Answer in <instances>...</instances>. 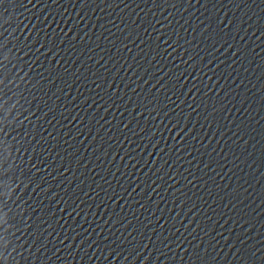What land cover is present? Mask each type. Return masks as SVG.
Returning <instances> with one entry per match:
<instances>
[{
	"label": "water",
	"instance_id": "water-1",
	"mask_svg": "<svg viewBox=\"0 0 264 264\" xmlns=\"http://www.w3.org/2000/svg\"><path fill=\"white\" fill-rule=\"evenodd\" d=\"M0 264H264V0H0Z\"/></svg>",
	"mask_w": 264,
	"mask_h": 264
}]
</instances>
